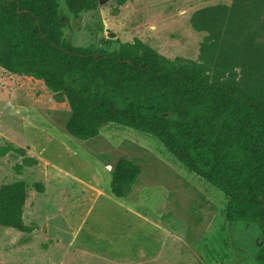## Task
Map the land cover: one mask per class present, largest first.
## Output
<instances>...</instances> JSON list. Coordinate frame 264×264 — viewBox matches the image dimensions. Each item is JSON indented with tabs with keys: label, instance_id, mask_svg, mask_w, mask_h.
Returning <instances> with one entry per match:
<instances>
[{
	"label": "rangeland",
	"instance_id": "obj_1",
	"mask_svg": "<svg viewBox=\"0 0 264 264\" xmlns=\"http://www.w3.org/2000/svg\"><path fill=\"white\" fill-rule=\"evenodd\" d=\"M231 1L107 0L74 18L57 0L63 37L73 46L111 51L137 38L167 59L193 61L206 33L191 28L190 16ZM68 114L63 95L47 92L39 78L0 68V146L24 148L37 160L17 174L21 158L0 157V185L25 183L23 219L37 226L30 234L0 227V264H256V226L227 222L226 196L158 140L106 124L80 141L65 132ZM119 157L141 166L125 201L109 189L107 167Z\"/></svg>",
	"mask_w": 264,
	"mask_h": 264
},
{
	"label": "trees",
	"instance_id": "obj_2",
	"mask_svg": "<svg viewBox=\"0 0 264 264\" xmlns=\"http://www.w3.org/2000/svg\"><path fill=\"white\" fill-rule=\"evenodd\" d=\"M126 0H117L119 5ZM74 17L97 0H63ZM191 28L205 32L198 60L167 59L141 40L105 51L76 47L62 32L57 0H0V68L33 75L47 92L63 95L65 132L80 141L114 124L154 137L188 172L226 196L227 222L254 224L264 264V0H232L198 9ZM21 158L17 174L37 165L24 148L0 146V157ZM109 189L126 199L141 166L119 157ZM33 188L43 192V186ZM23 181L0 185V227L30 234Z\"/></svg>",
	"mask_w": 264,
	"mask_h": 264
},
{
	"label": "crops",
	"instance_id": "obj_3",
	"mask_svg": "<svg viewBox=\"0 0 264 264\" xmlns=\"http://www.w3.org/2000/svg\"><path fill=\"white\" fill-rule=\"evenodd\" d=\"M134 186H135V185H134ZM132 190H133V189H132ZM131 192H132V191H131ZM110 193H111V192H110ZM130 194H131V193H130ZM111 195H112V194H111ZM128 197H129V196H128ZM128 197H127V198H128ZM127 198H126V199H127ZM115 199H116V198H115ZM126 199H117V200L125 201ZM25 203H26V202H25ZM24 206H25V205H24ZM123 208H124V210H125L126 213L134 214L135 216L137 215V212H136L135 210H133L132 208L127 207V206H124V205H123ZM23 212H24V210H23ZM23 220H24V219H23ZM24 223H25V222H24ZM25 224H26V223H25ZM26 225H27V224H26ZM30 225H31V224H30ZM33 231H34V230H33ZM33 231H32V232H33ZM32 232H31V233H32Z\"/></svg>",
	"mask_w": 264,
	"mask_h": 264
},
{
	"label": "water",
	"instance_id": "obj_4",
	"mask_svg": "<svg viewBox=\"0 0 264 264\" xmlns=\"http://www.w3.org/2000/svg\"><path fill=\"white\" fill-rule=\"evenodd\" d=\"M107 0H97V3L98 4H102V3H104V2H106ZM108 169L110 168L109 166L107 167Z\"/></svg>",
	"mask_w": 264,
	"mask_h": 264
}]
</instances>
